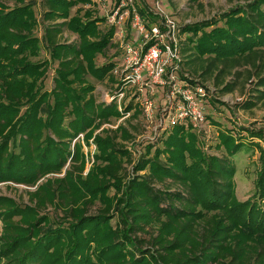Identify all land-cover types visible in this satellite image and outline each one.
I'll return each mask as SVG.
<instances>
[{"label": "trees", "instance_id": "1", "mask_svg": "<svg viewBox=\"0 0 264 264\" xmlns=\"http://www.w3.org/2000/svg\"><path fill=\"white\" fill-rule=\"evenodd\" d=\"M41 1L42 23L38 0H0V184L32 188L28 203L0 194V264H264V150L255 143L261 167L246 200L237 196L232 159L243 136L264 142V126L220 131L216 146L227 153L220 156L202 147L205 137L190 120L166 124L167 104L160 134L137 143L144 150L136 157L125 122L144 107L137 91L119 109L126 82L108 56L117 25L102 29L108 17L91 7L94 0ZM125 9L130 26L134 10L149 29L160 23L135 1ZM179 28V79L204 86L208 100L216 97L208 79L222 94L254 79L238 107L251 111L264 101V0ZM94 80L114 85L113 98L99 101ZM81 136L97 146L89 168Z\"/></svg>", "mask_w": 264, "mask_h": 264}, {"label": "rangeland", "instance_id": "2", "mask_svg": "<svg viewBox=\"0 0 264 264\" xmlns=\"http://www.w3.org/2000/svg\"><path fill=\"white\" fill-rule=\"evenodd\" d=\"M136 2V4L144 7L154 13L158 14L160 22L162 21V16H167L170 19L174 20L179 26H183L187 23H194L197 21H201L203 19L212 18L215 16H219L221 13L228 11L232 6L237 3H244L245 0H199L198 2H194L191 0H129V3ZM39 4L36 7V11L38 17L42 23L43 12L45 11V5L41 0H38ZM116 0H94V5L91 7H95L98 11V15L111 17L112 11L116 10L115 7ZM126 2V0H125ZM127 3V2H126ZM85 7H90L87 5ZM126 10V9H125ZM129 11H123L122 19H118L115 23L117 25V33L114 39V46L108 51V56H111L115 61H117L120 66L123 63L124 59V50L121 47V43L123 40L132 41L135 45H140L143 42V37L138 31L133 28L132 20L131 26L129 24ZM111 23L109 20L107 23H101L102 29H107ZM222 23H220L221 25ZM42 24L38 26L36 29V34L41 36L43 34ZM65 38L68 41H73L76 38V35L70 32L65 33ZM182 38L186 39L187 34H182ZM47 54L43 52V57ZM106 59L103 56H99L98 63L101 64ZM57 67V63L51 64L47 75L45 77V88L47 90H51L54 86V77L56 76L55 69ZM198 78V77H196ZM199 79V78H198ZM228 79H231L229 77ZM141 85L135 87L126 88L125 95L122 97L119 103V109L124 110V104L127 103L131 98H133V94L139 91L141 96L136 100V102H140V105L144 107V114L140 115V117L134 118L132 123L125 122L126 116L121 117L117 122L106 124L105 126L108 128H115L120 123H126L125 125L135 133V141L128 145L129 148L135 153V156H139V151L144 150L140 145L141 142L152 138L154 132L159 130V122L161 119V115L165 110V105L169 104V97L171 95V90L173 88V84L180 82L179 80H175L174 83L171 82L166 86L157 85L155 83L150 82L148 79ZM171 81L173 79L171 78ZM254 81V79H253ZM253 81L245 82V79H241V83L238 89L232 93L222 94L220 91H214L215 86L213 85V80L208 79L206 82L207 85L211 88V91L214 92L215 98H210L208 100L204 97L197 98V109L196 113L201 112V114L207 113L210 115V119L212 120V125L209 123L207 119L203 120L204 122L198 126L201 132L203 133L205 140H203L204 149L210 153H214L220 156H227V153L224 149L218 148L216 145L218 144V135L220 131L235 129L236 132L240 135L242 134L239 131L238 127L246 128V127H255L259 128L264 126V101L261 102L257 107L252 109L251 111H245L238 107V104L242 99H246L249 97L250 91L248 92L251 85H253ZM96 84L95 94L99 101L110 100L113 90L115 86L110 82H100L94 80ZM246 85H243L245 84ZM149 99L152 101V111L148 113L146 111L143 103ZM132 113V112H131ZM170 116H167L165 122L169 123ZM134 127H137L134 129ZM162 133V132H161ZM243 139L245 141V146L241 151L234 154L232 157L233 161L236 164L237 172L235 175L236 181V192L237 196L240 200H246L250 196H252L255 192V184L258 172L260 170V154L261 148L257 147L255 143H259L264 150V142L257 138H250V136ZM242 137V138H243ZM82 143L84 145V151L87 155V165L88 168L91 167L95 161V153L97 152V146L94 143L93 139L90 140V145H86L84 141V137L81 136ZM139 150V151H138ZM88 170V169H87ZM128 170L131 171V166H128ZM57 176L59 174H52L50 176ZM62 175V174H61ZM27 189H32L25 185H17V184H0V194H5L11 197L16 198L19 201L24 203H28V195L26 194ZM114 191H111L110 194H113ZM99 204H95L91 209L92 213H96L98 210Z\"/></svg>", "mask_w": 264, "mask_h": 264}, {"label": "built area", "instance_id": "3", "mask_svg": "<svg viewBox=\"0 0 264 264\" xmlns=\"http://www.w3.org/2000/svg\"><path fill=\"white\" fill-rule=\"evenodd\" d=\"M121 1L111 17H108V20L113 24L118 19H122L123 12L120 9L129 3V0H126L127 3L125 0ZM125 11L129 10L126 9ZM133 13L132 26L142 35L143 42L140 45H135L132 41H122L124 59L120 66H116L114 74L126 82L127 88L141 85L146 82L145 79L161 86L179 80L180 82L173 84L169 97L167 108L170 112V122L174 125L190 120L195 126H200L206 117L201 112L196 113L197 98H206L207 91L204 86L200 84L191 85L179 79L176 74V69L179 68L181 60L179 25L169 17L161 15L162 21L152 25L149 29L135 10ZM152 41L154 42L150 44ZM124 95L125 91L118 93L119 102ZM143 105L148 113L152 111V101L147 99Z\"/></svg>", "mask_w": 264, "mask_h": 264}]
</instances>
